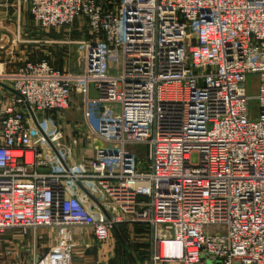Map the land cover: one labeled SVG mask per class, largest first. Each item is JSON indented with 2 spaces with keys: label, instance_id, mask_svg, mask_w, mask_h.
<instances>
[{
  "label": "built area",
  "instance_id": "obj_1",
  "mask_svg": "<svg viewBox=\"0 0 264 264\" xmlns=\"http://www.w3.org/2000/svg\"><path fill=\"white\" fill-rule=\"evenodd\" d=\"M18 1L0 0L1 13L19 15ZM27 2L40 27L80 18L100 35L79 41L65 69L0 62V235L50 228L30 264H74V227L105 243L140 223L152 264H264V0ZM17 38L1 33L0 49ZM75 91L94 136L82 170L33 137L35 112L67 109Z\"/></svg>",
  "mask_w": 264,
  "mask_h": 264
},
{
  "label": "rangeland",
  "instance_id": "obj_2",
  "mask_svg": "<svg viewBox=\"0 0 264 264\" xmlns=\"http://www.w3.org/2000/svg\"><path fill=\"white\" fill-rule=\"evenodd\" d=\"M13 2V0H9ZM20 14L15 15L11 10L4 14L1 13L0 7V21L3 22L4 28L0 27V34H7L14 36L16 44L10 43L4 45L0 49V62H5L3 68L5 71H10L23 61L31 59L46 58L53 65L59 68H67L75 60V51L79 47L78 42L81 40L93 39L100 35L97 31H91V28L83 19H77L69 26L61 27H40L33 20L28 11L27 0L18 1ZM10 9V8H9ZM40 33L41 36H36ZM41 39V40H39ZM258 77L257 74H248L246 76V91L252 97L249 101V113L256 114L258 108L257 99H255L257 89ZM0 89V95L2 94ZM90 95H93V89L90 87ZM35 119L38 127L34 125L33 137L36 141L43 143L49 142L52 145L49 149L53 159L59 163H66L69 161L76 164L78 170L88 168L90 158L93 154L94 136L91 134L84 122L83 105L80 98L72 99L71 107L63 111H37L35 112ZM43 133L48 137V141H43ZM54 145V147H53ZM57 150H56V149ZM140 158L144 157L145 147L143 145H136L133 147ZM54 152V153H53ZM198 160V155L193 153L191 162L195 163ZM67 178L70 185H74V181ZM82 185H87L89 182L78 180ZM76 188L78 185H74ZM82 192V191H81ZM94 214L100 215L99 208L94 210ZM123 230L131 233V235L122 237L124 244L127 245H148L150 231L145 224H120ZM85 230L84 226H78ZM42 232L47 231L42 237V246L36 249V253L40 254L47 250V245L52 243L50 237V228L38 229ZM37 230V231H38ZM134 233V235H133ZM113 235V230L111 236ZM115 236V235H114ZM111 238V237H110ZM116 242L121 245V240L115 236ZM26 236L20 229L10 228L4 230L0 235V264H30L32 247L27 245ZM109 240V239H108ZM107 240V241H108ZM106 241V242H107ZM210 260H206L209 264ZM203 264V263H200Z\"/></svg>",
  "mask_w": 264,
  "mask_h": 264
},
{
  "label": "crops",
  "instance_id": "obj_3",
  "mask_svg": "<svg viewBox=\"0 0 264 264\" xmlns=\"http://www.w3.org/2000/svg\"><path fill=\"white\" fill-rule=\"evenodd\" d=\"M36 36H41L40 33H37ZM41 40V39H39ZM89 96L90 92H89ZM95 96V91H93V95ZM81 98V94L75 91L72 94V99L74 98ZM70 106L65 109L68 110ZM71 164V163H70ZM88 206L91 204L88 203ZM123 226L118 225L116 229L113 230V235L111 238L105 243H98L90 230V228L85 227V230L81 229L80 227L76 226L73 228V238L75 241V248L73 253V262L74 264H152L149 259L150 254V247L148 245H125L124 241L121 240V245L116 242L115 236L118 238L119 235L123 237H127L131 235V233L123 230ZM47 231L42 232L40 230L36 231V233H29L26 235V244L29 246H35L36 249L42 246L41 239ZM115 235V236H114ZM134 235V233H133ZM47 237V235H45ZM120 239V238H119ZM47 245V249L49 248ZM96 247V254H92V247ZM47 251V250H46ZM123 257V259H122ZM122 259V260H121ZM156 264H178V263H166V262H159Z\"/></svg>",
  "mask_w": 264,
  "mask_h": 264
},
{
  "label": "water",
  "instance_id": "obj_4",
  "mask_svg": "<svg viewBox=\"0 0 264 264\" xmlns=\"http://www.w3.org/2000/svg\"><path fill=\"white\" fill-rule=\"evenodd\" d=\"M30 114H31V116H32V117H33V119H34V115H33V113H32V111H31V110H30ZM96 249H97L96 247H94V246L92 247V254H93V255H95V254H96Z\"/></svg>",
  "mask_w": 264,
  "mask_h": 264
},
{
  "label": "trees",
  "instance_id": "obj_5",
  "mask_svg": "<svg viewBox=\"0 0 264 264\" xmlns=\"http://www.w3.org/2000/svg\"><path fill=\"white\" fill-rule=\"evenodd\" d=\"M135 224H140V223H135ZM119 236H120V237H119L120 240H122V237H123V236H121V235H119ZM122 259H123V257H122ZM122 259H121V260H122Z\"/></svg>",
  "mask_w": 264,
  "mask_h": 264
}]
</instances>
